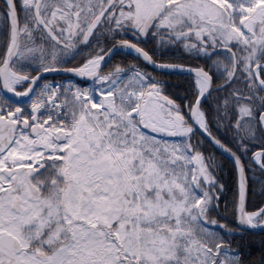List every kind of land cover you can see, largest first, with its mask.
<instances>
[{"label": "snow or ice", "instance_id": "snow-or-ice-1", "mask_svg": "<svg viewBox=\"0 0 264 264\" xmlns=\"http://www.w3.org/2000/svg\"><path fill=\"white\" fill-rule=\"evenodd\" d=\"M172 47L202 64L154 58ZM120 50L189 95L109 66ZM250 181L264 194V0L0 2V264H264L230 238L264 228Z\"/></svg>", "mask_w": 264, "mask_h": 264}, {"label": "trees", "instance_id": "trees-1", "mask_svg": "<svg viewBox=\"0 0 264 264\" xmlns=\"http://www.w3.org/2000/svg\"><path fill=\"white\" fill-rule=\"evenodd\" d=\"M0 2H2V0H0ZM152 47L153 45L149 44L146 50H151ZM154 58L157 59L158 62L181 64L185 67H196L202 64L201 60L188 57L183 53L182 49L175 47L168 48L163 52L157 51ZM133 63L139 64L144 71L150 72L158 79L166 81L169 85L170 92L176 93L180 97L189 95L193 80L192 75L157 71L150 64H146L142 60H137L134 54L125 51L116 52L108 62L109 66L115 64L127 66ZM205 148L207 151L212 152L217 161L223 165L218 173L221 183L225 185V191L221 195L222 207L224 204H227L229 206V211H231L233 197L236 192V174L232 162L226 154H221V152L210 143L206 142ZM257 177L260 179L259 173H257ZM260 189V183L253 181L249 182V194L246 204L249 211H255L258 207L264 205V194L261 193ZM213 215L215 216V214ZM221 215L225 214L221 213ZM217 218L219 219V217ZM221 222L227 223L231 228L238 227L235 218L231 214H227L226 220H221ZM230 238L233 240L234 246L236 244L240 245L243 255L248 261H257L261 254L264 253V228H261L259 231L243 230V232H238Z\"/></svg>", "mask_w": 264, "mask_h": 264}, {"label": "flooded vegetation", "instance_id": "flooded-vegetation-1", "mask_svg": "<svg viewBox=\"0 0 264 264\" xmlns=\"http://www.w3.org/2000/svg\"><path fill=\"white\" fill-rule=\"evenodd\" d=\"M110 46H111V44L109 43V44L107 45V47L110 48ZM93 47H94V45H93ZM88 51H90V49L85 48L84 51H83V53H82V55H86ZM112 57H113V55H112L111 58L108 60V62L112 59ZM80 59H81V57H78L76 61H73V63H78ZM106 70H107V69H106ZM47 77H49V78H47V79H49V80H53V79H54V80H56V81H63V80L66 79V76H65L64 73H59V74L54 73V74H51V75H49V76H47ZM73 79H75V80H77V81H80L81 83H84V82H85V81L81 80V78H78V77H73Z\"/></svg>", "mask_w": 264, "mask_h": 264}, {"label": "water", "instance_id": "water-1", "mask_svg": "<svg viewBox=\"0 0 264 264\" xmlns=\"http://www.w3.org/2000/svg\"><path fill=\"white\" fill-rule=\"evenodd\" d=\"M114 53H116V52H114ZM113 53V54H114ZM112 54V55H113ZM111 58V57H110ZM109 58V59H110ZM187 68V67H186ZM155 70H157V71H160V72H163V73H180V72H171V71H165V70H161V69H155ZM49 74H54V73H49ZM49 74H46V75H49ZM180 74H189V73H187V72H183V73H180ZM189 75H191V74H189ZM227 155V154H226ZM261 228H256V229H247V228H245L244 230H256V231H259Z\"/></svg>", "mask_w": 264, "mask_h": 264}, {"label": "rangeland", "instance_id": "rangeland-1", "mask_svg": "<svg viewBox=\"0 0 264 264\" xmlns=\"http://www.w3.org/2000/svg\"><path fill=\"white\" fill-rule=\"evenodd\" d=\"M125 52H127V51H125Z\"/></svg>", "mask_w": 264, "mask_h": 264}]
</instances>
